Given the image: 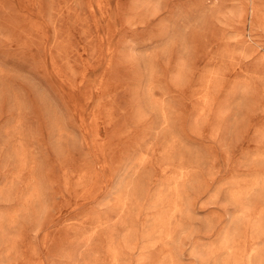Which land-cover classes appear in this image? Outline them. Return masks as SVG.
I'll use <instances>...</instances> for the list:
<instances>
[{"label":"rangeland","instance_id":"obj_1","mask_svg":"<svg viewBox=\"0 0 264 264\" xmlns=\"http://www.w3.org/2000/svg\"><path fill=\"white\" fill-rule=\"evenodd\" d=\"M0 264H264V0H0Z\"/></svg>","mask_w":264,"mask_h":264}]
</instances>
